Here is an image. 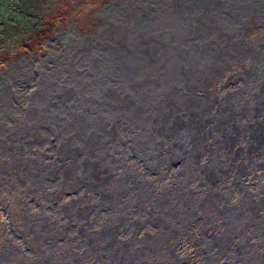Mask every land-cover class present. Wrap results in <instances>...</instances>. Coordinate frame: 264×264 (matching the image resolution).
<instances>
[{
    "label": "rangeland",
    "instance_id": "obj_1",
    "mask_svg": "<svg viewBox=\"0 0 264 264\" xmlns=\"http://www.w3.org/2000/svg\"><path fill=\"white\" fill-rule=\"evenodd\" d=\"M23 1L27 4L24 5L27 10L15 12L12 15L15 18L11 17L10 22H5L0 27V48H5L0 60V264H60V260L73 258L83 253H87L85 260L90 264H99L96 253H101L100 249L96 245L95 248L98 250H94V246L89 243L96 236H103L101 238L103 240L97 242L101 243V248L105 251L107 243L104 236L115 235V227H105L112 220L117 221L120 227L129 228L130 225H134V228L128 230L125 227L119 228V236L125 239V244L123 247L120 245L118 249H114L115 251L108 248L111 255H116L119 251L123 253L129 244H134L135 250H133L140 253L142 243L148 240H151L152 244L161 245L159 251H156L152 245L151 248L143 247L141 254L148 255H140L132 260L128 258L127 261L115 259L111 261L112 264H257V261L264 262V236L251 233L249 237H241L238 228H236L238 230L236 233H232L234 226L227 227L226 224L229 222L227 220L214 222L215 226L222 224L225 236L232 233L227 239L219 241L220 238L210 237L200 239L199 242V240L192 239L189 232L181 230L180 221L159 227L157 226L159 223L150 222L142 215L135 214L133 220L128 218L131 213L127 214L130 201L138 202L137 198L140 194L144 200V206L147 202L145 200L150 198L147 189L148 182H151L153 177L156 182H160L157 180V169L151 166L156 152H146L148 148L144 151L139 148L144 146V143L146 145L160 140L155 134L143 139L144 141L140 138L141 134L139 138L134 137L139 147H134L128 152V159L125 157L127 154L119 158L121 167L113 169L114 158L106 154H103L100 160H92L97 157V150L102 152L108 148L103 144L105 138L109 137L110 141L107 144L109 146L112 140L120 136L127 137L122 134L117 135L115 129L114 134L117 136L112 137V134H109L103 137L99 132L104 126L109 125L108 128L112 130V124L115 128L120 127L119 122L126 119L136 125L152 123L151 121L161 124L169 123L168 115L174 106L167 102L164 104L165 94L169 92L167 77L164 76L167 70L165 65L171 58L182 59L176 48L190 50L194 33L207 32V27L201 22L191 25L193 19L200 18L210 24L213 29L215 26L218 28L226 26L227 30L224 29L226 33L230 31L227 24L232 21L239 22L246 8L245 12L248 14L244 18H248L247 22L239 27L245 34V36L242 34L245 43H241V49L248 50L252 44L254 49L256 46L263 50L264 2L262 1L258 7L259 0ZM237 1L244 4L241 5ZM234 14H237L236 17ZM22 27H39L40 30H35V37L27 40L28 43H24L20 42L23 39L26 40V37L21 35ZM145 29L150 32L147 34ZM141 37L149 41L151 45L149 46L152 49L150 59L160 57L162 66L144 65L141 58L144 47ZM257 40H259L258 43ZM194 42L201 43L197 39ZM18 43L20 46L8 50L10 45ZM229 55V52L226 53V56ZM121 57L133 63H119L118 60ZM242 59L241 61L236 58H226L229 64L223 68V74L215 78L207 77L210 82L208 87L210 96L214 97L225 89L224 86L231 76L251 72L253 66L251 56L244 55ZM134 80L143 90L138 91L139 87L135 86ZM180 84L186 87V83ZM127 94H130V97H127ZM149 102L150 105L147 106L151 107L150 110L145 104ZM242 105L248 108L246 103ZM73 107H76V114L71 112L74 111ZM219 112L222 113L221 110ZM220 113L218 115L216 112L215 115L222 119L223 115ZM121 115L125 117L119 119L118 116ZM76 119L82 122L79 135L77 128L71 125V122ZM184 120L186 123L184 128H192L193 119ZM83 141L85 144L82 143ZM171 142L175 143L172 149H174L173 158H176L172 159V163L178 166L183 163L182 156L177 154L182 143ZM88 151L92 153L90 158L93 157L91 160L94 162L91 167L85 166V164L88 166L85 161ZM81 152L84 153L81 154ZM195 154L196 152L193 151L186 155L187 158L184 159L186 163L181 168L185 174L189 162L196 167V161L191 160ZM66 156L70 157L66 160ZM76 156L79 157L76 158ZM135 156L137 159L141 157L144 160L132 164L130 158H135ZM145 158H150V160L145 161ZM189 158H191L190 161ZM194 167L190 170L194 171L196 169ZM147 168L153 172L148 174ZM203 170L209 177L208 169ZM256 172L260 174L258 176H261L257 185L243 187L242 192L249 190L254 193L264 185V167L258 168ZM53 175L58 176L53 178ZM211 180L210 178L208 182ZM247 182L253 183V180L249 177ZM101 192L105 193V200H107L106 210L95 215L91 230H88L85 226V217L91 216L95 207H98ZM136 192L137 194L134 195ZM240 194L241 192L236 193L234 201ZM261 198L264 199V196ZM171 207L172 204L166 205L165 208ZM178 207L183 213V206ZM135 231L140 241L132 240V233ZM192 231L195 233L196 227ZM67 233H70L71 238L76 235L82 238L72 245L74 247L71 250L66 247L64 238H58L56 245L59 247H57L46 237V234L56 237ZM82 236H85L86 241ZM176 237L181 242L179 252L188 260L186 262L174 259L170 248L166 246H171ZM146 250L148 252H145ZM70 251L74 253L70 254ZM110 254L106 255L111 256ZM101 261L102 264H109L106 259Z\"/></svg>",
    "mask_w": 264,
    "mask_h": 264
},
{
    "label": "bare ground",
    "instance_id": "obj_2",
    "mask_svg": "<svg viewBox=\"0 0 264 264\" xmlns=\"http://www.w3.org/2000/svg\"><path fill=\"white\" fill-rule=\"evenodd\" d=\"M262 1L264 2V0H259V2L257 1L258 7ZM238 3L241 5L244 4V3H240V2H238ZM245 11H246V8L244 9L243 16L241 17L239 22L232 21V22H229V24H227L228 27L230 28V31L226 32V33L224 32V29L227 30L226 26H223L221 28H218L217 26H215V29H213L210 26V24L202 21L200 18L193 19L191 25H194L195 23L201 22V23L205 24V26L207 27L206 28L207 32H205V33L204 32L194 33L192 35V39H191L190 50H183L180 47L176 48L178 54L182 57V59L171 58V60H168L166 65H165V68L167 70H165L166 74H164V76L166 75V77H167V82L169 84V92H167L165 94L164 104L167 102V103H170V105L172 104L171 106H174L173 108L170 107L171 113H169V115H168L170 117L169 123L165 122V123L161 124V123H156L155 121H151L152 123L147 122L145 124L141 123V124L136 125L135 123L128 122V120L126 119L127 121L121 120L119 122L120 127L116 126L117 128H115V126H113V124H112V126H111V128H113L112 130H110L108 128L109 127V125H108V126H104L102 128V130L99 132L100 134H102L103 137H107L109 134H112V137L120 135V134H122V136L123 135L127 136V137H121L120 136V138L118 137L114 140H112L111 139L112 137L110 136L111 137L110 139L112 140V142L109 143V146H107L108 142L110 141L108 139L109 137L105 138V141H103V144L106 145V147H108V148L106 150L103 149L104 151H102V152L97 150L98 151L97 155H96L97 157L95 159H92V160H96V159L100 160L102 155L106 154L109 157L114 158L115 166L113 167V169L115 167H121L122 164L120 163V160H119V158L121 156H124L127 154V156H125V157H126V159H128L129 158L128 152L132 151L134 149V147H139L135 138H139L140 134H141L140 138L142 140L150 138L151 135H153V134H155L157 137L160 138V140H158V141H153L150 143L148 142L149 144H146V145L144 143V146L139 147L140 150H142V151H144V149L148 148L146 152H152V151L156 152L154 155V158L152 160L151 166H154V168L157 169L156 170L157 174H158L157 180H159L160 182L159 183L156 182L154 179L155 177H153L152 180H150L151 182H148L149 184H148L147 189L150 193V198L145 200L147 202L144 204V206H143L144 200L140 196V194H139V197L137 198L138 202H131L130 201L129 209L127 211V214L129 212H131L128 215L129 219L133 220V218L135 217V214L142 215L144 219H146L150 222L159 223V224H157V226H159V227H164L165 224L171 225V224H174V223H177L178 221H180L179 223L181 226L180 227L181 230L189 232V234H190L189 236L194 240H199V242L201 240H204V239L210 238V237L220 238L219 241L224 239V238L227 239L230 235H232V233H236L238 230L240 232L239 235L241 237H243V236L249 237V235L251 233H257V234L264 236V199L261 198V196L262 197L264 196V185L260 186L258 191L254 192V193L250 192L249 190H247L246 192H242L243 187H246V186L247 187H249V186L253 187L255 184L257 185V182L259 181L261 176H258L260 174L257 173L256 170L258 168L264 167V49L261 50L260 47H256V46L254 49L252 44H250V49H248V50H242L241 49V43L244 42L243 35L245 36V34H244L243 29L242 28L239 29V27H240V25L244 26V24L247 22L248 18H244V17L248 14V12H245ZM236 15L237 14H234L235 17H236ZM146 32L148 34V32H150V31L146 30ZM147 37H150V36L147 35ZM141 38L143 39L142 43L144 45L143 55L141 58H142L144 65L155 66L158 64V65L162 66L161 61H160V57H157L155 59H150L152 49H150L149 46H151V45H150L149 41H147L145 38H143V37H141ZM196 39L201 41V43L200 44L195 43L194 41ZM262 39H259V40H262ZM259 40H257V43ZM131 43H132V41H131ZM228 52L230 55L226 56V53H228ZM105 55H109V54H105ZM244 55L245 56L250 55L252 58V61H253L252 65L253 66L251 68V72L250 73H237L235 76H231L230 78H228L229 80H228L227 84H225V86H224L225 89H222L218 93V95H216L214 97L210 96L209 95L210 93L208 90L210 82L207 80V77H214L215 78V77L223 74V72H224L223 68L229 64V62L226 60V58H228V59L236 58V59H240L242 61L243 60L242 58L244 57ZM118 62L126 64L127 62H132V61L129 59L121 57L118 60ZM88 67H89V64H88ZM116 67H117V65H116ZM129 67H131V66H129ZM157 68H159V67H157ZM74 70H75V68H74ZM100 73H101V69H100ZM74 74H76V73H74ZM109 75H112V74H109ZM143 76H144V74H143ZM193 78H195V79H193ZM187 79H188V82H187ZM113 81H115V80H113ZM159 82L161 83V81H159ZM102 83H104V82L102 81ZM180 83H186V87L181 86ZM126 84H128V83H126ZM135 84H136L135 86L139 87L137 82ZM100 85H102V84H100ZM113 87H114V85H113ZM127 87H129V86H127ZM95 88H96V86H95ZM121 88H122V86H121ZM125 88H126V86H125ZM38 90L35 92L37 93ZM141 90H143V89L140 86L138 88V91H141ZM130 94H127V97H130ZM53 95H54V93H53ZM91 95H89V97ZM98 95H99V93L97 94V96ZM61 96H62V94H61ZM142 96H143V94H142ZM58 97L60 98L59 95H58ZM101 97H102V95H101ZM111 97H113V96H111ZM47 98H49V97H47ZM150 98L152 99V97H150ZM42 99H43V96H42ZM101 99H103V98H101ZM99 100H100V98H99ZM36 102H38V101H36ZM143 102H145V101H143ZM155 102H156V100H155ZM100 103H102V102H100ZM244 103L247 104L248 108H245L246 106L242 105ZM102 104L104 105V103H102ZM116 104H117V102L115 101V105ZM145 104H146V107L149 108V110H150L151 107L147 106V105H150V102L145 103ZM135 105H136V103H135ZM73 108H74V111H71V112L73 114H76V111H77L76 107H73ZM142 108H143V106H142ZM125 109H123V110H125ZM105 110H108V109H105ZM140 110H141V108H140ZM219 110H221L222 113H220ZM100 111H101V109H100ZM161 111H162V109H161ZM32 112H33V110H32ZM216 112L218 113V115H219V113L221 115H223L222 119H219L218 115H215ZM96 113H97V111H96ZM108 113H110V112H108ZM123 114H124V112H123ZM129 114H131V113H129ZM24 115H26V114H24ZM125 115L118 116V118L119 119L124 118ZM29 116L31 118V115H29ZM115 116H116V114H115ZM128 117H130V116H128ZM116 118H117V116H116ZM184 119H193L194 125L192 126V128H184L186 126ZM131 120H132V117H131ZM136 121H138V120H136ZM81 124H82V122L79 119H76L75 121L71 122V125H73L77 128L76 130H78V135L81 132L80 131L81 130ZM114 129L117 131V135L114 134V131H115ZM63 130H65V129H63ZM57 138H58V136H57ZM62 138H64V137H62ZM123 141H125V143H123ZM171 141L182 143V146L178 149L177 154L179 156H182L183 163L178 165V166L176 164L173 165V163H172V159H176V158H173L174 149H172V148H174L175 143H172ZM82 143H84V141ZM93 143H95V142H93ZM161 144H162V146H161ZM68 145H69V141H68ZM75 145H77V144H75ZM72 147H74V146H72ZM101 147H102V145H101ZM119 148L121 150H119ZM56 151H57V149H56ZM90 151H88L86 156H85V158H86L85 161L88 164V166L85 164L86 167H91V165L94 163L91 160V158H93V157L90 158V155L92 154ZM137 151H139V150H137ZM193 151H195L196 154L194 155V157H191L192 159L189 158V161H190V159L191 160L194 159L198 165L196 164V167H194L191 164V162H189L187 165V171H186L188 174L187 173L185 174L181 169L182 166L185 165V163H186V161L184 159H185L187 154H191ZM82 153H84V152H81V154ZM68 157H70V156H66V160L68 159ZM74 157H75V155H74ZM78 157L76 156V158H78ZM130 159H131L130 162L132 164L133 163L136 164V162L137 161L139 162V160H144V158H141V157H139L137 159L136 156H135V158H130ZM146 160H150V158H145V161ZM111 161H113V159ZM103 162H104V159H103ZM56 164H58V162ZM128 165H129V163H128ZM78 166H81V165H78ZM105 166H107V165H105ZM191 167H194L196 169L194 171H191L190 170ZM38 168H39V166H38ZM200 168H202V169H200ZM204 168L208 169L207 173L210 174L209 177H207L205 175L206 173L203 170ZM141 169H142V167H141ZM147 172H148V174H150L153 171L148 169ZM132 175H133V173H132ZM47 176H49V175H47ZM55 176L53 175V178ZM138 176H140V175H138ZM219 176H221V177H219ZM83 177H85V176H83ZM148 177H150V175H148ZM249 177L251 178V180H253V183L247 182ZM78 178H80V177H78ZM210 178L212 180L208 182V180ZM92 180L93 179H91V181ZM86 181H87V179H86ZM45 186H47V185H45ZM60 186H61V184H60ZM239 192H241V194L237 197V200L234 201V197H235L236 193H239ZM99 194H101V200L98 203V207L97 208L95 207L91 216L85 217V226L88 227V230H91V223L94 220L95 215L99 214L102 210H106L107 200H105V193L101 192ZM136 194H137V192L134 193V195H136ZM124 195H125V191H124ZM117 196H119V195H117ZM52 198H53V196H52ZM178 200H180V201L178 202ZM55 202H57V201H55ZM61 204H63V203H61ZM171 204H172L171 208H169V209L165 208L166 205H171ZM179 205L183 206V213H181L182 210L178 207ZM75 210H77V208ZM154 218H159V219H154ZM212 220H214V221H212ZM224 220L229 221L226 224L227 227L228 226H234L232 233H230V235H228V236L224 235L225 230L222 227V224H219L218 226L214 225L215 221H224ZM76 222H74V224ZM108 223H107L108 225H106L105 227H112V228L115 227L114 228L115 235H111V236L105 235L104 236V239L107 243V248L105 247L106 250L103 251V248H101V243L97 242L98 240L102 241L103 239H101V238L103 236L101 237L98 235L95 238H93V240L89 243V245L91 244L92 246H94V248H93L94 250L100 249L101 253H99V252L96 253V258L99 261V264H102V261H101L102 259H106L109 261V264H112L111 261L115 260V259L127 261L128 258H130V260H132V259H136L137 257H140V255L141 256L148 255V254H141V252H142L141 249H143V247L144 248H151V245H152L156 249V251H159L161 248V245L159 243H153L152 244L151 240H148V242L145 241L142 243V246H141L142 248L139 249L140 253H136L134 251L135 250L134 244H129V247H126L124 249L123 253L119 251L118 254L115 253L116 255H111L109 253V251L107 250L108 248H111L113 251H115L114 249H118L120 245L123 247V245L125 244V239H122L119 236V232H118L119 228H122L125 226L120 227L119 225H117L118 222L115 220H112V222H108ZM132 224H133V222H132ZM71 225H73V224H71ZM133 226L130 225L129 228L128 227H125V228H127V230L133 229L134 228ZM195 227H196V232L192 233L193 232L192 230ZM236 228H238V230ZM68 230H69V228H68ZM71 231L74 232L73 229H71ZM229 231H230V229H229ZM64 233H65V231H64ZM69 234L67 233V234H64L61 236H56V237H54V236L52 237L51 235L46 234V237L48 238L49 241L54 243V245H56L58 238H64L66 240V243H65L66 247L69 250H71L74 247V246L72 247V245L76 244L79 241V239L82 240V238L80 237V235H76V236L71 238L69 236ZM132 237H133L132 240H134V241H140L141 240L140 237L136 236V231H135V233H132ZM83 238L86 241L85 236ZM132 240H130V241H132ZM179 241L180 240L176 237L172 241L171 246H169V245H166V246L168 248H170L171 256L174 259L178 260L179 262H186L188 260L185 259L183 256H181V254L179 252V249L182 246L181 242H179ZM96 245H98V249L95 248ZM57 247H59V246H57ZM121 249L122 248H120V250ZM145 252H148V250H146ZM71 253H74V251H70V254ZM106 254H110L111 256L106 255ZM85 259H87V253H83L81 255H76L75 257L73 256V258H67L66 260H63V261L60 260V264H75L76 261H78L79 264H90L89 261H87ZM78 262H76V264ZM257 264H264V262L263 261H257Z\"/></svg>",
    "mask_w": 264,
    "mask_h": 264
},
{
    "label": "trees",
    "instance_id": "obj_3",
    "mask_svg": "<svg viewBox=\"0 0 264 264\" xmlns=\"http://www.w3.org/2000/svg\"><path fill=\"white\" fill-rule=\"evenodd\" d=\"M24 5H27L24 3V1L20 0H0V27L4 25L5 22H10L12 15L15 12H24L27 10V8L24 7ZM44 16V15H43ZM42 16V17H43ZM44 19V18H42ZM35 30H40L39 27H22L21 28V35H24L26 37V40H21L20 42L28 43L27 40L32 39L35 37L36 33ZM20 46V44H14L10 45L8 50H13L15 47ZM5 48H0V60L2 56V52Z\"/></svg>",
    "mask_w": 264,
    "mask_h": 264
}]
</instances>
